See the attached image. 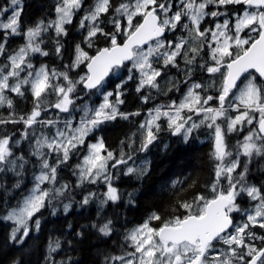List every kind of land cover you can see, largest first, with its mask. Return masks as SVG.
<instances>
[{"label": "snow or ice", "instance_id": "snow-or-ice-1", "mask_svg": "<svg viewBox=\"0 0 264 264\" xmlns=\"http://www.w3.org/2000/svg\"><path fill=\"white\" fill-rule=\"evenodd\" d=\"M52 7L55 18L29 23L25 0L0 4V190L22 197L15 205L0 197V223L12 225L5 243L20 253L10 264H29L43 210L67 216L73 204L111 205L112 216L66 222V231L46 238L43 264H83L69 249L92 236L107 241L119 209L136 205L139 189L123 192L121 173L147 176L151 161L137 165L138 154L162 132L187 144L202 127L211 130L215 161L206 192L180 197L196 182L173 180L170 212L152 211L126 229L118 251L98 252L100 264H264V234L255 231L264 232V0H55ZM74 21L79 35L69 43ZM17 38L23 42L13 47ZM49 56L60 66L39 59ZM198 72L219 74L217 94H209L214 81L195 79ZM113 76L119 82L108 90ZM130 82L142 104L184 91L148 109L118 149L103 136L87 142L106 124L142 115L121 110ZM245 129L230 145L228 136Z\"/></svg>", "mask_w": 264, "mask_h": 264}, {"label": "trees", "instance_id": "trees-1", "mask_svg": "<svg viewBox=\"0 0 264 264\" xmlns=\"http://www.w3.org/2000/svg\"><path fill=\"white\" fill-rule=\"evenodd\" d=\"M54 2L55 0H25L24 19L30 23L45 16L55 18V12L52 7ZM3 3H6V0H0V4ZM78 35L79 33L76 31V21H74L71 26L68 42L71 43L74 39L78 38ZM22 42L21 39L17 38L10 43L15 47ZM47 47L51 50V42L48 43ZM39 59L48 63L49 66L59 67L61 64V61L53 56ZM76 71H79L82 74L81 69H77ZM171 75L176 76V71L172 70ZM195 79L202 83H211L214 81L215 87L209 88V94H217L221 79L216 76L210 78L208 74L199 72ZM110 81L111 82L108 84V90H112L115 83L119 82V79L118 77L113 76L110 77ZM134 87V82H130L127 85L128 92L124 98L125 103L121 106V110H140L142 115L132 118L129 121L117 120L116 122L106 124L102 126L99 131L93 133L88 138L87 142H95V137L103 136L106 146L118 149L119 141L124 139L126 134H130L137 130L139 122L144 119L148 109L154 107L156 104H168L171 100L179 101L181 93L184 91V88L182 87L180 93H169L167 96L159 95L156 96L155 100L150 101L148 104H142ZM153 95H155V93ZM93 99L96 98L94 97ZM17 107L18 109H22L26 106L20 104L17 99ZM77 115H79V113ZM246 131L247 129H245L244 133L230 134L228 136L229 144L235 145L238 140H242ZM165 144L168 145L167 149L164 148ZM212 151L213 142L210 129L202 127L193 134L187 144H184L179 137L172 136L166 131L162 132L160 140L150 149V151L148 153H140L137 157V165L141 164L145 159L151 161V170L148 175L141 179H135L125 177L121 173V179L116 182L118 187H120L125 193L131 192L134 188L139 189V194L136 196L135 207L130 208L127 205H124L119 209L120 219L114 221L118 230L117 233L114 234L113 237L108 238L107 241H99L92 236L82 245L75 246V251L69 249L68 255L76 260L82 261L83 264H100L102 257L98 255V252L105 250L113 252L118 251L119 246L124 244L123 233L126 229H130L141 223L152 211H160L162 215H167L170 212L171 205H173L175 199L178 198L173 197V190L170 189L173 180L196 182L195 188L188 189L187 192L181 193L180 197L186 196L190 199L192 194L197 191L206 192L205 185L212 179L215 164V161L211 158ZM83 154L84 150L82 149L81 153L77 157H74L71 163H77L79 159L82 158ZM65 175L68 174L65 173ZM71 179L74 181L75 178L72 177ZM25 183L30 189L32 186L30 176L26 179ZM89 187L91 190L98 192H103L105 190L103 185H92ZM185 187H187V183L185 184ZM0 197L8 199L13 205H15L18 199L22 198L19 190L13 192L11 196L7 197H5L3 190H0ZM79 199L80 196L76 195V200L79 201ZM98 212L100 213V217L113 215L111 205L101 210L98 202H93L86 208H80L78 204H73V208L67 216L63 214L62 209L56 216L49 214L50 209L43 210L41 217L42 231L37 234L40 239L29 241L25 259L29 261V264H43L41 255L48 235L54 233L59 236L62 230L66 231V222L72 223L74 227H78L81 224L87 225L93 221L99 222L97 216ZM153 223L156 224L159 222ZM11 227L12 225L9 222L0 223V264H10L13 257L20 256V253L16 248L9 247L5 243ZM255 231L264 234L260 229H255Z\"/></svg>", "mask_w": 264, "mask_h": 264}, {"label": "flooded vegetation", "instance_id": "flooded-vegetation-1", "mask_svg": "<svg viewBox=\"0 0 264 264\" xmlns=\"http://www.w3.org/2000/svg\"><path fill=\"white\" fill-rule=\"evenodd\" d=\"M222 19H223V18H221V20H222ZM216 77L219 78V79H221L220 76H219V74H216Z\"/></svg>", "mask_w": 264, "mask_h": 264}]
</instances>
